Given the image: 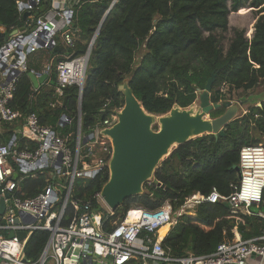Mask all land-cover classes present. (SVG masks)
Listing matches in <instances>:
<instances>
[{
    "label": "trees",
    "instance_id": "16d2710c",
    "mask_svg": "<svg viewBox=\"0 0 264 264\" xmlns=\"http://www.w3.org/2000/svg\"><path fill=\"white\" fill-rule=\"evenodd\" d=\"M18 1L0 0V25L7 32L24 25ZM114 1L81 0L74 9V44L29 56V70L41 73L47 63L53 64V70L47 84L37 90L29 72L20 77L9 106L19 111L22 118L13 124L1 123L0 146L16 137L18 151L34 152L39 145L36 136L26 130L28 137H22L20 131L26 117L36 114L41 126L51 127L76 147L81 90L77 85L69 86L59 96L56 66L69 57L84 55L100 26L82 93L83 137L88 138L98 123L113 117L115 109L124 107L119 86L127 78H131L130 86L145 110L158 116L168 114L175 105L191 107L198 98L195 87L204 91L212 75L216 76L210 97L213 104L227 102L225 88L230 93L249 92L264 83V0H233L235 11L249 2L257 22L253 39L248 40L244 31H235L227 52L217 34L229 30V0H117L109 12ZM44 5V9L49 8V3ZM205 33L209 35L206 37ZM5 37L6 33L0 34V46ZM225 111L222 107L212 111L211 116L218 118ZM64 116L69 121L62 123ZM262 145L264 103L251 107L247 114L230 123L224 136L205 135L175 148L146 185L145 194L127 200L114 211V216H109L96 199L109 181L108 169L94 178H77L72 200L82 205L90 203L92 211L102 215L104 228L110 230L113 222L124 221L133 208L156 210L170 201L177 210L186 198L195 193L207 196L213 188L227 197L233 192L231 185L238 181L236 167L240 164L242 147ZM81 152L86 153V148L82 147ZM49 173L51 169L17 180L16 195L34 198L44 192L52 183L48 182ZM64 200L65 192H60L57 208H61ZM256 207H264V195ZM75 213L69 204L64 224ZM234 230L244 240L254 239L262 236L264 220L233 215L224 202L204 203L197 209L196 217L184 216L179 220L163 245L175 258L190 254L206 256L214 253L221 243L233 241ZM48 240V232L35 231L25 243V258L38 261Z\"/></svg>",
    "mask_w": 264,
    "mask_h": 264
},
{
    "label": "built area",
    "instance_id": "2783aa9c",
    "mask_svg": "<svg viewBox=\"0 0 264 264\" xmlns=\"http://www.w3.org/2000/svg\"><path fill=\"white\" fill-rule=\"evenodd\" d=\"M80 2L20 0L17 6L20 17H23V27L15 26L7 32L6 27L0 25V34L6 33L0 46V123L13 124L22 118V114L9 104L24 73H32L37 78L42 75L49 78L52 73V63L45 64L41 73L29 70V56L41 50H59L74 44V9ZM47 3L49 8L44 9ZM26 13L29 16L25 19ZM92 43L93 40L90 45ZM89 53L88 48L80 57L58 62L56 91L59 96L69 86L80 88L85 84L91 58ZM119 111L121 109H115L113 117L94 127L86 145L82 144L79 126L76 147L73 148L68 138L60 136L51 127L41 126L37 115L30 114L24 127L36 136L38 148L34 152L18 151L16 137L9 144L0 146L1 197L8 193L11 200V206H7L5 213L0 215V264H251L253 259H257L256 264H264V232L260 237L244 240L234 230L233 241L221 243L214 253L206 256L190 254L175 258L163 245L179 220L184 216L190 217L204 203L224 202L233 215L256 216L264 220V213L252 210L262 203L264 195V146L242 147L238 166L240 174L238 181L231 185L233 192L229 196L213 188L207 196L195 193L186 198L177 210L170 201L156 210L133 208L124 221L113 222L110 230L104 228L102 215L94 213L90 203L82 205L72 200L77 178H94L105 169L109 170L113 146L102 131L117 122L115 113ZM82 147L86 148V153L81 152ZM50 169L48 182L52 180V183L44 192L34 198L16 195L19 190L17 180ZM16 174L18 179H14ZM60 192H65V200L61 208H57ZM96 199L109 216H114L101 193L96 195ZM69 204L76 213L68 224H64ZM22 213L36 221L27 222L21 218ZM133 213L135 220L130 221ZM19 218L20 223H16ZM166 226L169 230L161 237L160 231ZM35 231L48 232L49 240L38 261L31 262L25 258L27 241H21L17 234L26 232L29 239Z\"/></svg>",
    "mask_w": 264,
    "mask_h": 264
},
{
    "label": "water",
    "instance_id": "95a60500",
    "mask_svg": "<svg viewBox=\"0 0 264 264\" xmlns=\"http://www.w3.org/2000/svg\"><path fill=\"white\" fill-rule=\"evenodd\" d=\"M116 2L117 0L114 1L109 12ZM28 16L29 13H26L24 18ZM100 29L101 26L89 47L90 55ZM29 75L35 88H39L48 79L47 75L39 78L32 73ZM215 78L216 76L212 75L204 91L195 87L196 93L200 94L198 106L192 105L184 109L175 105L168 114L163 116L150 114L145 110L130 86L131 78L125 79L119 86V92L124 96L125 105L121 111L115 113L117 122L111 128L102 131V135L108 137L113 146V154L109 162L110 178L101 191V197L110 210L115 211L127 200L145 194L146 185L154 179L158 167L173 153L175 148L205 135L216 137L225 135V128L237 119L241 106L230 102L223 105L211 102L210 97ZM83 88L84 83L80 87V135H82ZM222 107L226 109L222 116L214 119L209 117L212 111ZM62 121L68 122L69 119L64 116ZM156 127L158 130H155ZM90 139L83 137L82 144H88ZM236 171L240 174L239 167H236ZM14 179H18L17 174ZM159 187L164 188L162 184H159ZM166 190L169 189L166 188ZM7 206H11L10 195L6 193L4 197H1L0 188V215L5 213ZM21 218L28 220L27 222L36 221L35 218L24 213L21 214ZM16 223H20V218ZM13 236V234L10 235L11 238ZM17 237L21 241L29 240L26 232L18 233Z\"/></svg>",
    "mask_w": 264,
    "mask_h": 264
},
{
    "label": "rangeland",
    "instance_id": "374dc122",
    "mask_svg": "<svg viewBox=\"0 0 264 264\" xmlns=\"http://www.w3.org/2000/svg\"><path fill=\"white\" fill-rule=\"evenodd\" d=\"M228 7L230 9V15H229V30L227 33H221L219 32L217 34L218 37H221L223 39L222 41V48L225 52H227L231 38L233 37V33L235 31H244L245 37L248 40L253 39L255 35V25L257 22L256 15L249 4V2L244 3L243 6H241L238 10H233V0L228 1ZM209 34L205 33V36L207 37ZM61 43V41H59ZM141 53V52H140ZM140 53L138 54L137 59L139 60L140 58ZM137 60V61H138ZM225 94H227V102H221L220 104L223 105L224 103H232V104H239L241 106L240 113L237 117L240 118L243 115L247 114L249 112V109L253 106H261L264 103V83L261 84L258 88L249 91V92H244V91H234L232 93L229 92L228 88L223 89ZM198 97L200 94H197ZM195 106L199 105L198 98L196 102L193 104ZM226 110V109H225ZM225 113V112H224ZM211 119L212 116H209ZM158 130V129H155ZM23 134L27 133L24 131ZM28 137V136H26ZM264 146V145H262ZM167 160V159H166ZM165 160V161H166ZM255 213H264V207L259 208V207H254L252 209ZM192 218L196 217V212H193V214L190 216Z\"/></svg>",
    "mask_w": 264,
    "mask_h": 264
},
{
    "label": "crops",
    "instance_id": "0c3cea01",
    "mask_svg": "<svg viewBox=\"0 0 264 264\" xmlns=\"http://www.w3.org/2000/svg\"><path fill=\"white\" fill-rule=\"evenodd\" d=\"M48 81H49V78L44 82L43 85L47 84ZM43 85H40L39 88H40L41 86H43ZM34 88H35V87H34ZM35 89L37 90L38 88H35ZM1 126H2V124L0 123V131H2V127H1ZM24 131L27 133L25 127H23V130L20 131L21 136H22V137H26V136H28V133H27V135H26V134H23ZM17 140H18V139H17ZM133 215H134V214H133ZM256 261H257V259H253V260L250 261V263H251V264H256V263H255Z\"/></svg>",
    "mask_w": 264,
    "mask_h": 264
},
{
    "label": "bare ground",
    "instance_id": "6f19581e",
    "mask_svg": "<svg viewBox=\"0 0 264 264\" xmlns=\"http://www.w3.org/2000/svg\"><path fill=\"white\" fill-rule=\"evenodd\" d=\"M134 214V213H133ZM130 215V221H134L135 220V214ZM169 230V226L164 227L163 229H161L160 233H161V237H163Z\"/></svg>",
    "mask_w": 264,
    "mask_h": 264
}]
</instances>
